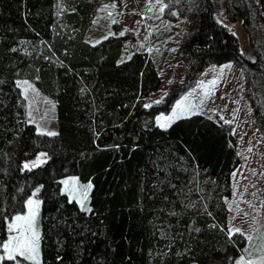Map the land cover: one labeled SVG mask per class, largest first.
Listing matches in <instances>:
<instances>
[{
    "label": "trees",
    "instance_id": "obj_1",
    "mask_svg": "<svg viewBox=\"0 0 264 264\" xmlns=\"http://www.w3.org/2000/svg\"><path fill=\"white\" fill-rule=\"evenodd\" d=\"M102 1L0 0V238L5 218L39 188L42 264H231L246 245L228 230L226 198L240 163L231 125L192 114L164 129L155 118L207 65L232 61L264 135L255 84L264 57L240 52L214 0H163L166 13L187 7L193 23L183 42L185 80L145 107L161 83L147 52L125 55L120 35L85 39ZM222 11L243 26L254 21L264 43V0H223ZM19 79L54 101L57 135L28 121ZM40 152L46 162L25 169ZM70 175L92 184L91 212L69 202L62 179Z\"/></svg>",
    "mask_w": 264,
    "mask_h": 264
},
{
    "label": "rangeland",
    "instance_id": "obj_2",
    "mask_svg": "<svg viewBox=\"0 0 264 264\" xmlns=\"http://www.w3.org/2000/svg\"><path fill=\"white\" fill-rule=\"evenodd\" d=\"M214 2L216 19L235 35L240 52L250 61H254L257 54L252 48H255L263 59V37L257 31L255 22L250 21L249 25L243 26L242 19L239 17L229 21L226 13L222 11L223 0H214ZM159 8L160 5L156 3V0H151V4L149 0H121L120 3L113 0L102 1L94 21L85 34V39L95 44L105 37L113 34L120 35L123 32L120 36L124 37L125 55L132 50L147 52L157 67L161 83L155 92L145 98V105L156 104V101L162 102L177 84L184 82L187 68L183 42L193 24L188 16V8L177 4L169 9L168 13L166 8L163 13L159 11ZM173 13L176 14L173 15ZM258 73L255 82L256 91L258 90L259 102L264 110V67ZM24 81L27 80L19 79L16 84L21 85L19 88L25 100L28 121L35 126L39 134L41 130L56 132L54 101L42 94L30 81H27L30 87L25 93ZM212 81L216 83L212 84ZM245 81L242 68L232 61L209 64L199 73L194 83L178 93L168 112L159 113L156 116L172 115L177 102L184 101L185 105L190 106L192 110L182 114L181 117L203 114L221 122L229 121L237 142L240 163L233 171L236 173L235 177L232 173L231 196L226 198L229 209L228 230L241 229L246 241L244 250H248V252L243 250L231 264H235V261L242 256L257 260L264 254L256 250L260 246L259 238L264 233L262 228L264 223V135L257 128L256 117L246 95ZM156 124L158 125L157 121ZM37 158L35 161L39 163ZM73 178L77 180L75 175H70L64 177L62 181ZM77 182L78 186L87 185L78 180ZM62 186L64 189L63 183ZM36 190L34 189L26 199L23 210L12 216L27 213L29 198L40 202ZM248 236H252L253 240L249 241Z\"/></svg>",
    "mask_w": 264,
    "mask_h": 264
},
{
    "label": "snow or ice",
    "instance_id": "obj_3",
    "mask_svg": "<svg viewBox=\"0 0 264 264\" xmlns=\"http://www.w3.org/2000/svg\"><path fill=\"white\" fill-rule=\"evenodd\" d=\"M156 3L160 5L159 11L161 13L164 12L165 8L168 6L163 2V0H156ZM149 4H151V0H149ZM114 6V5H113ZM151 10V8H149ZM176 13H173L175 15ZM111 15V13H109ZM115 23V21H113ZM123 35V32L120 33ZM107 39V37H105ZM130 58V57H129ZM225 67H230V65H225ZM215 84V81L211 82ZM25 86V93H27L28 85L27 81L23 82ZM17 86H21L19 83ZM187 97L185 98V100ZM156 103H160V101H156ZM145 107H151V105L146 104ZM192 109L190 106H186L184 101L177 102L175 109H173L172 115L170 116H158L156 117V121L161 128H168L171 126V123L176 119L181 118L182 114L190 112ZM221 119H223L221 117ZM225 123H229V121H225ZM41 135H49L55 136L56 132H46L41 130ZM46 153H40L37 160L39 163H44ZM39 163L33 161L31 165L25 164L24 168L31 170L33 167H38ZM236 173H233L235 177ZM65 186L64 191L65 194L69 197V202L75 201L81 208L82 211L91 212V208L87 207L86 202L88 201V194L92 188V184L88 183L87 185H79L76 179H65L62 181ZM39 191V188L36 190ZM39 206L40 202L35 199L29 198L27 200V213L26 214H17L12 216L10 219L5 218V230L6 237L0 238V264H4L5 261L12 262V264H24V262H28V264H42L41 261V253H40V242L42 239L41 232L38 224V215H39ZM175 215V213H172ZM195 231H199L198 228L194 229ZM240 233L244 235L241 229L239 228H231L229 229V234ZM247 239L249 241L253 240L252 236H248ZM260 246L257 251L264 253V233L260 236ZM248 252L247 249L244 250ZM251 254L249 253V256ZM235 264H264V254H262L259 259L253 260L250 258H245L244 256L240 257Z\"/></svg>",
    "mask_w": 264,
    "mask_h": 264
}]
</instances>
